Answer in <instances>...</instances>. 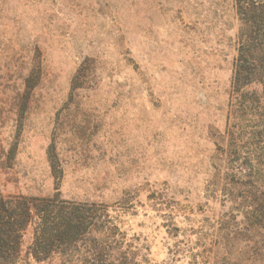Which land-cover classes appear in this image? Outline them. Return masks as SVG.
I'll return each mask as SVG.
<instances>
[{
    "label": "rangeland",
    "instance_id": "rangeland-1",
    "mask_svg": "<svg viewBox=\"0 0 264 264\" xmlns=\"http://www.w3.org/2000/svg\"><path fill=\"white\" fill-rule=\"evenodd\" d=\"M0 0V194L89 231L16 264H264V1ZM246 12V13H245Z\"/></svg>",
    "mask_w": 264,
    "mask_h": 264
},
{
    "label": "trees",
    "instance_id": "trees-1",
    "mask_svg": "<svg viewBox=\"0 0 264 264\" xmlns=\"http://www.w3.org/2000/svg\"><path fill=\"white\" fill-rule=\"evenodd\" d=\"M264 0H238L246 12ZM245 12V13H246ZM35 224L30 252L37 261L67 252L89 231L80 206L56 198L4 197L0 194V264H16L26 229Z\"/></svg>",
    "mask_w": 264,
    "mask_h": 264
}]
</instances>
